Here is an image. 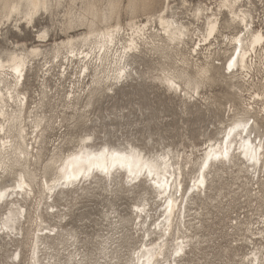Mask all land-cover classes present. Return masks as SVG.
<instances>
[{
	"label": "bare ground",
	"instance_id": "6f19581e",
	"mask_svg": "<svg viewBox=\"0 0 264 264\" xmlns=\"http://www.w3.org/2000/svg\"><path fill=\"white\" fill-rule=\"evenodd\" d=\"M124 1L0 0V19L34 27L37 16L49 13L59 17L67 37L49 50L38 44L0 53L1 242L29 240V264H63L65 257L66 264H84L72 249L79 235L62 218L81 199L115 194L119 182L125 192L140 188L139 200L132 219L113 206L104 212L109 223L98 234L95 264H189L203 241L191 229L204 213L201 204L193 206L196 198L221 209L227 196L262 209L231 217L236 264H264V84L257 78L264 67V26L257 0H221L217 9L203 0ZM48 36V29L37 34L39 42ZM149 55L158 58L140 69ZM32 70L40 91L30 101ZM144 82L163 87L184 116L194 108L212 118L201 133L200 156L173 143L93 140L102 97ZM58 106L69 111L62 110L63 119L46 109ZM126 108L108 114V124L130 118ZM65 120L72 122L63 130ZM8 176L12 181H3ZM225 177L231 178L227 193ZM26 223L30 228L20 236ZM133 229L140 245L124 253Z\"/></svg>",
	"mask_w": 264,
	"mask_h": 264
},
{
	"label": "rangeland",
	"instance_id": "374dc122",
	"mask_svg": "<svg viewBox=\"0 0 264 264\" xmlns=\"http://www.w3.org/2000/svg\"><path fill=\"white\" fill-rule=\"evenodd\" d=\"M126 1H124V5H126ZM199 1L201 0H188L191 5ZM203 1L215 9L222 5L221 0ZM177 2L179 1L174 3L177 4ZM257 3L259 9L256 14L261 20L259 24L264 26V1L259 2L257 0ZM1 17L4 18V16L0 15ZM58 18L56 16L52 17L49 13H43L36 17L34 27L23 22L16 26L14 20L7 21L6 18L0 19V53L7 48L23 46L25 48H31L38 44H41L44 49L49 50L55 43L67 38L58 26ZM145 18V16L141 17L142 20H145ZM122 22L126 26V15L122 16ZM44 29H48L49 36L44 42H39L37 34ZM85 30V28L78 29L70 35L80 34ZM154 58L157 59V55L147 56L144 61L142 60L140 69L147 70L151 67ZM257 78L262 79V83L264 84V67L257 74ZM49 83L54 84V80ZM66 86H68V83H66ZM26 87L29 100L32 101L33 98H37V93L40 91V84L36 79L35 70L28 73ZM54 92L55 88L53 89ZM221 92L222 89L219 86H216L213 90V93H216L218 96H220ZM177 102L176 100L170 99L163 87L151 84L150 82H144L141 88L130 86L126 87L125 90H118L116 94L104 95L96 104L95 108L94 118L98 123V128L93 140H96V143L106 140L111 144H119L126 137L140 146H144L145 144L152 145L154 143L156 147H161L159 143L163 145L173 143V146L179 145V148L185 147L187 152H194L195 156H200L203 152L201 147L204 138L201 136V133L206 131V125L212 118L206 117V111L197 112L194 108L190 110L188 116H184ZM139 106L142 107L143 114L138 110ZM122 107H127L125 111L131 112L132 115L130 118L127 117L126 120L124 119L112 125L108 124L110 119L107 118V115ZM46 109H49V115L59 114L60 119L64 118V111L69 113L68 110L63 109L61 106H58L54 112H50V107ZM212 111L215 112L218 109L214 108ZM71 122L65 120L62 123L64 125L63 130ZM115 131L118 132L116 133ZM122 133H124V136ZM12 179L13 176H8L3 181L11 182ZM229 180H231L229 177L223 178L222 190L225 193L230 190ZM187 183H189V178L186 175L184 185H187ZM120 184L119 182L115 183L114 189L118 192L113 195L107 196L105 192H100L90 196V198L86 197L81 199L79 204L73 209L67 210L66 216L62 218V224L68 229H74L79 235L72 249L75 247L78 249L80 255L77 256V259L82 257L84 264H95L96 260L99 259V254L96 253L95 247L99 240L98 234L102 233L108 226L109 220L105 218L104 212L109 207L113 206L117 210V213L132 219L131 208L133 203L139 200L138 190L141 189L136 188L132 192H125L119 190V187L121 188ZM148 196L150 198L153 197L151 193ZM202 197L205 198L206 196L202 194ZM210 202L207 207V205L202 203L200 198H196L193 204V206H198V204L203 206L199 211L204 210V213L199 219L194 220L191 228L193 232L198 233L197 239L203 241L198 255L189 264H236L235 236L229 235L231 217L236 214H242L244 216L249 211L250 213H261L262 209L258 208L256 202L248 206L245 202L239 203L236 198L233 200L231 196L226 197L225 206L221 209L216 206L215 201ZM242 205L243 207H241ZM25 208L28 212L33 211V206L30 203H26ZM2 211H0V214ZM29 228L30 223H26L20 236L24 234L23 232L27 233ZM127 233L130 235V239L125 244L123 249L124 253H128L140 245L138 242V234L135 233L134 229L128 230ZM14 253L20 256L21 260L19 263H12L15 258ZM29 255H31L29 240L16 241L8 246L5 245L4 241L1 242L0 240V264H29ZM65 258L62 261L63 264H66L68 259V257Z\"/></svg>",
	"mask_w": 264,
	"mask_h": 264
},
{
	"label": "snow or ice",
	"instance_id": "6c2138e0",
	"mask_svg": "<svg viewBox=\"0 0 264 264\" xmlns=\"http://www.w3.org/2000/svg\"><path fill=\"white\" fill-rule=\"evenodd\" d=\"M213 28H214V26H213ZM209 35H211V32L209 33ZM229 67H231V65H229ZM17 72H18V74H19V70H17ZM226 156H227V153H225V157H226ZM205 166H207V165H205ZM68 179H69V180H71V179H75V177H73V176H69ZM169 203H171V202H169ZM177 254H179V253H177Z\"/></svg>",
	"mask_w": 264,
	"mask_h": 264
}]
</instances>
